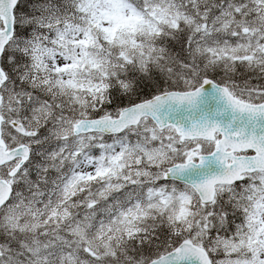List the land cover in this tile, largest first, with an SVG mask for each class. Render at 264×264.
I'll use <instances>...</instances> for the list:
<instances>
[{
  "label": "snow or ice",
  "instance_id": "6c2138e0",
  "mask_svg": "<svg viewBox=\"0 0 264 264\" xmlns=\"http://www.w3.org/2000/svg\"><path fill=\"white\" fill-rule=\"evenodd\" d=\"M0 264H264V0H0Z\"/></svg>",
  "mask_w": 264,
  "mask_h": 264
}]
</instances>
